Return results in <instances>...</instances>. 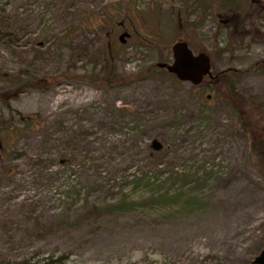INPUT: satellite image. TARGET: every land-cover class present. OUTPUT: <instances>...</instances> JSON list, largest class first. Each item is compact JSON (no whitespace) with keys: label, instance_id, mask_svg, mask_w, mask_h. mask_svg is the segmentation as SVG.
<instances>
[{"label":"rangeland","instance_id":"rangeland-1","mask_svg":"<svg viewBox=\"0 0 264 264\" xmlns=\"http://www.w3.org/2000/svg\"><path fill=\"white\" fill-rule=\"evenodd\" d=\"M78 1L58 19L44 0H25V29L12 45L0 39V75L26 70L49 84L9 100L11 111L0 99V117L43 122L10 141L0 264H253L264 248L254 158L264 141V16L237 32L222 0ZM239 4L264 11V0ZM81 14L89 20L69 45L39 43ZM177 41L216 59L214 78L194 87L156 68ZM103 63L123 76L156 73L106 89L95 78ZM221 72H231L233 96Z\"/></svg>","mask_w":264,"mask_h":264},{"label":"trees","instance_id":"trees-1","mask_svg":"<svg viewBox=\"0 0 264 264\" xmlns=\"http://www.w3.org/2000/svg\"><path fill=\"white\" fill-rule=\"evenodd\" d=\"M32 1L36 2V0ZM158 1L159 0H150L146 9L150 5H154L155 7L158 6ZM44 2L42 9H44L45 11H49L50 13L54 11L58 19H64L70 9H76V7H78L81 3L78 0H44ZM222 2V5L224 6L223 12L224 14L227 13V16H229V18L234 21L233 23L235 27H237V32L244 31V29L246 27H249L250 24H252V26H255V23L259 21L260 17L262 18L264 16V11L261 10L260 12H258L256 8L254 9L257 13L256 15H254L252 6L247 12L243 4H241L240 6V0H222ZM28 6L29 3L26 4L25 0H0V39L3 41L6 40V44H14L17 39L15 35L16 32L19 30L23 31L25 29L24 27L17 28V25L20 22H23L22 18L25 17V14L29 10ZM141 9L142 8H140V10ZM143 10L145 11V9H142V11ZM86 15L82 16L81 14L78 17L77 21L75 20L71 22L64 33L65 35L60 36V38L56 39V37L52 38L51 36H48L43 40L41 39L39 43H42V45H48V47L55 44H62L64 46L69 45L71 35L78 31L81 32L83 30V26L87 25L86 22L89 20V17ZM26 21L27 19L25 18L24 22ZM36 46L38 45L36 44ZM215 60L216 59L213 60L214 63L211 62V72L212 69L215 68ZM102 66L103 69L101 73L96 75L95 78L97 83L100 84L101 87L106 89L118 88L119 86H129V84L135 82L145 81L147 79H151V77H153V74L156 73V69L154 67H150L149 69L142 70L137 74L123 76L116 74L114 67L110 64L103 63ZM162 70L163 69H161V72ZM163 72L167 73L164 70ZM229 73H217L215 75V78L220 83H223L224 86L229 89L228 94H231L233 96L234 94L232 93L234 92V83H232L230 78L228 80L227 77ZM170 76L172 78L174 77L172 75ZM0 80L1 82H3V85L0 87V99L3 101V104H5L6 108L9 111H11L10 105L8 104L9 100H13L20 94L28 91V89L39 90L43 87L49 86L48 82H45L44 79H38L33 75L27 73L26 70H20L16 75H0ZM15 115H17V117L12 115L10 112L6 118L0 117V177L9 176L12 172V169L4 167L5 159L8 157L11 150H9L8 148L11 145L10 141L12 140V138L18 139L23 132H30L38 129L41 130V128L43 127V122L33 115L28 116L22 115L20 113H15ZM256 146L260 151L258 153H255L254 158H257L256 160H258V164L261 168L264 169V141L258 145L256 144ZM59 163H64L65 165L66 163H68V160L65 159L63 162ZM61 198H64V196H61Z\"/></svg>","mask_w":264,"mask_h":264},{"label":"water","instance_id":"water-1","mask_svg":"<svg viewBox=\"0 0 264 264\" xmlns=\"http://www.w3.org/2000/svg\"><path fill=\"white\" fill-rule=\"evenodd\" d=\"M130 35L122 33L118 40L124 44ZM171 61L169 63H157L156 68L163 69L167 74L174 76L180 83H188L194 87L201 85L204 78H213L211 63L205 53L194 54L185 41H177L170 47ZM153 150L159 151L162 146L156 140L152 141ZM253 264H264V248L255 259Z\"/></svg>","mask_w":264,"mask_h":264},{"label":"flooded vegetation","instance_id":"flooded-vegetation-1","mask_svg":"<svg viewBox=\"0 0 264 264\" xmlns=\"http://www.w3.org/2000/svg\"><path fill=\"white\" fill-rule=\"evenodd\" d=\"M124 33V32H123ZM214 78V77H213Z\"/></svg>","mask_w":264,"mask_h":264}]
</instances>
